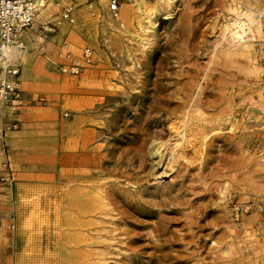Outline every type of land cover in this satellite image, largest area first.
I'll use <instances>...</instances> for the list:
<instances>
[{"label":"rangeland","instance_id":"rangeland-1","mask_svg":"<svg viewBox=\"0 0 264 264\" xmlns=\"http://www.w3.org/2000/svg\"><path fill=\"white\" fill-rule=\"evenodd\" d=\"M64 31L27 32L15 58L31 101L0 129L22 112L34 140L29 177L7 186L0 264H264V0L79 8L68 40L93 63L76 76L56 66ZM189 92L201 103L161 102ZM216 121L197 137L185 124Z\"/></svg>","mask_w":264,"mask_h":264},{"label":"built area","instance_id":"built-area-1","mask_svg":"<svg viewBox=\"0 0 264 264\" xmlns=\"http://www.w3.org/2000/svg\"><path fill=\"white\" fill-rule=\"evenodd\" d=\"M128 2L130 0H0L1 118L16 114L31 101L25 97L19 66L10 55L11 48L23 49L27 32L35 30L54 35L64 29L57 44L56 66L60 73L76 76L93 63V51L89 46L78 47L76 52L72 50L68 37L74 25L75 11L83 8L93 19H102L106 15L116 17L121 6ZM13 123L15 125L16 121ZM14 226L10 222L7 230H14Z\"/></svg>","mask_w":264,"mask_h":264},{"label":"crops","instance_id":"crops-1","mask_svg":"<svg viewBox=\"0 0 264 264\" xmlns=\"http://www.w3.org/2000/svg\"><path fill=\"white\" fill-rule=\"evenodd\" d=\"M28 94H25L27 97ZM25 108L22 107L20 109ZM23 111V110H22ZM14 120V130L0 133V218L9 206L7 186L23 184L30 175V159L34 140V122L23 116L22 112ZM5 163V165H4ZM4 222V219H0Z\"/></svg>","mask_w":264,"mask_h":264},{"label":"bare ground","instance_id":"bare-ground-1","mask_svg":"<svg viewBox=\"0 0 264 264\" xmlns=\"http://www.w3.org/2000/svg\"><path fill=\"white\" fill-rule=\"evenodd\" d=\"M239 16H240V14H238ZM247 16V15H246ZM253 24V23H252ZM244 27V24H243V22L242 21H239V22H233L232 21V23L231 24H229V25H227V26H225V28H224V30H227V31H231V30H233L234 28H237L238 30H236L235 31V29H234V31L233 32H231L230 33V37L231 36H235L236 38H237V40H239V39H241V40H244V39H246L245 37L247 36L246 34H245V29L243 28ZM247 33H249L248 35H250L251 37L253 36L252 35V31L251 30H249V28L247 29ZM225 37V36H224ZM233 38V37H232ZM230 40V39H229ZM239 42V41H238ZM242 42H244V41H242ZM227 43V42H226ZM237 43V42H236ZM242 48V47H241ZM20 50L18 49V48H11L10 49V55H11V57L13 58V59H15L16 57H18V55L20 54ZM203 89V88H202ZM204 90V89H203ZM202 90V91H203ZM191 91V90H190ZM199 92H200V90H199ZM199 92H198V94L195 96V98H193L192 97V93L191 92H189V94H183L182 95V97L180 98V99H178V101H174V100H172V96H171V94H168V95H166V96H164L163 98H162V100H161V102L163 103V104H166V105H175V107H174V109L172 110V114L173 113H175L177 110H178V108H180L181 106H183V105H185L190 99H191V97L194 99V103L195 104H198L199 102H200V97L202 96H200V94H202V92H200V94H199ZM220 97V96H219ZM222 97V96H221ZM217 98V97H216ZM222 99V98H221ZM192 100V99H191ZM201 103V102H200ZM199 103V104H200ZM188 105V104H187ZM193 105V104H192ZM198 106V105H197ZM186 107V106H185ZM194 107V106H193ZM181 108H183V107H181ZM223 116V115H222ZM188 119V118H187ZM203 120H205V119H203ZM188 121V120H187ZM206 121V120H205ZM218 121V120H217ZM216 121V123H214V124H212V123H210L209 122V126L208 125H206V124H202V125H191L190 127L189 126H187V123H185L186 124V128H187V130H195V133H194V135L196 134V137H197V135H200V134H203V133H205L209 128H215V127H218L219 126V124L221 125V123H218ZM208 122V121H207ZM205 123V122H204ZM185 128V129H186ZM178 131H177V127H175V126H173V125H168V127H167V134H175V135H178V133H177ZM182 133V132H181ZM181 133H179V135L181 134ZM185 135H187V134H185V133H183V135L181 136V138H184L185 137ZM201 136V135H200ZM195 137V136H194ZM199 137V136H198ZM164 146V145H163ZM162 147V146H161ZM159 148H156V150L155 151H153V152H151L150 154H152V155H154L153 157H155L156 158V160H157V162H160L161 160H159L160 159V156H161V154H160V152H159V150H158ZM164 149V148H163ZM155 160V161H156ZM158 165V164H157ZM154 166H156L155 165V163H154V165L152 166V168H154Z\"/></svg>","mask_w":264,"mask_h":264}]
</instances>
